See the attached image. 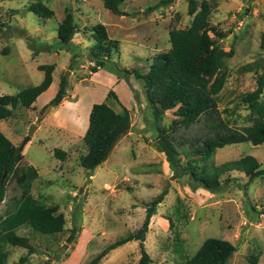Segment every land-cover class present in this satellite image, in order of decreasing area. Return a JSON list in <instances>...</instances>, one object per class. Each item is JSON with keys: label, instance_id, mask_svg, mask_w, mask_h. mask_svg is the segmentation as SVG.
Segmentation results:
<instances>
[{"label": "rangeland", "instance_id": "obj_1", "mask_svg": "<svg viewBox=\"0 0 264 264\" xmlns=\"http://www.w3.org/2000/svg\"><path fill=\"white\" fill-rule=\"evenodd\" d=\"M37 1L48 6L53 16L42 19L29 12L27 6ZM158 1L123 0L114 13L102 0H0V95H14L38 84L43 78L38 65H54L49 88L30 106L18 105L10 117L1 119L0 131L19 147L32 125L36 126L20 151L38 172L30 193L65 218L63 230L54 234H42L28 223L20 226L16 233L27 236L36 252L29 254L26 248L7 244L3 248L6 264H88L105 247L140 228L146 203L166 182L168 192L156 206L143 242L152 264H179L208 237L236 246L229 264H264V175L249 181L244 173L230 171L226 176L231 181L216 193L189 176L171 179L155 134L146 128L142 82L131 74L121 72L117 77L109 71L117 65L145 73L153 56L169 49V31L191 26L194 15L188 13L189 0H172L168 6L152 8ZM195 1L199 10L204 0ZM205 1L211 25L226 33L219 45L233 55L225 60L228 77L217 98L218 118L202 117L174 134L176 141L187 146L213 131L211 127L239 129L264 118V90L252 104L240 99L257 87L264 70V50L260 48L264 0ZM67 10L78 30L72 38L77 44L76 57L57 45L56 27ZM97 23L105 26L110 39L118 41L119 52L107 69L92 72L89 29ZM245 66L250 68L244 70ZM62 77L66 95L42 114ZM109 90L118 94V101L110 98L107 102L116 111L119 103L128 109L130 128L120 135L108 157L89 172L81 165L87 152L83 140L87 110L93 103L106 101ZM172 118V112L166 111L163 123ZM55 149L64 155L54 153ZM244 155L254 156L264 167V143L226 145L216 150L212 162L221 164ZM181 159L185 162L182 155ZM19 194L20 188L9 182L0 216L12 209V197ZM250 256L257 257L255 263ZM139 257V241L129 240L110 250L99 264H138Z\"/></svg>", "mask_w": 264, "mask_h": 264}, {"label": "trees", "instance_id": "obj_2", "mask_svg": "<svg viewBox=\"0 0 264 264\" xmlns=\"http://www.w3.org/2000/svg\"><path fill=\"white\" fill-rule=\"evenodd\" d=\"M189 1L188 13L194 15L191 26L169 31V49L155 54L145 73L137 69L124 70L117 65L109 71L117 77L121 72L124 75L131 74L142 82L147 104L146 128L155 134L156 146L166 157L171 179L189 176L199 186L216 193L231 181L226 176L230 171L244 173L249 181L264 175V167H261L252 155H244L221 164L212 162L216 150L226 145L242 142H250L253 145L264 143V118L239 129L224 130L211 127L213 131L196 138L191 146L176 141L174 134L180 128L190 127L202 117L218 118L217 98L228 77L225 60L233 55L231 50L226 51L219 45V39L224 38L226 33L211 25L206 1L202 2L199 10L195 0ZM102 2L105 8L117 13L123 0ZM171 2L172 0H159L152 8L165 7ZM27 10L42 19L53 16V11L39 1L29 4ZM89 30L93 39L88 54L89 61L93 63L90 70L97 72L99 69H107V63L114 61V53L119 52V43L109 38L105 26L101 23L91 26ZM196 30L198 33L195 34ZM76 31L78 30L73 15L67 10L56 27L57 45L65 48L73 57H76L78 52L77 44L72 41ZM211 33L215 38L211 37ZM260 48L264 50V30L261 33ZM249 68L250 66H245L244 70ZM38 69L43 71V78L38 84L22 89L14 95H0V120L10 117L18 105L30 106L49 88L54 65L40 64ZM263 90L264 70L257 78V87L240 95L241 102L247 105L254 103ZM65 95L66 79L62 77L55 95L48 104L56 106ZM110 98L118 101L115 91L109 90L106 101L93 103L89 112L88 127L83 136L87 152L81 158V165L89 172L95 170L108 157L120 135L130 128L128 109L119 103L120 110L116 111L107 102ZM166 111H171L173 115L167 124L163 123ZM54 153L64 155V151L60 149H55ZM181 155L185 162L182 161ZM37 176L36 168L25 160L18 147L0 131V203L6 198L9 182H14L20 188L19 197L11 199L12 209L0 216V264H6L7 254L3 248L7 244L26 248L29 254L36 252L27 236L16 233L20 226L28 223L42 234H54L63 230L64 215L55 214L54 209L37 202L30 193L31 184ZM168 188L169 182H166L161 192L146 203L143 222L136 232L105 247L88 264H99L110 250L129 240H138L140 243L138 264H152L143 242L150 218L156 212V206L164 199ZM72 237L71 232L69 240ZM235 251L236 246L230 241L208 237L190 258H181L179 264H229ZM256 259L254 256L249 257L252 263H255ZM21 260H24V257Z\"/></svg>", "mask_w": 264, "mask_h": 264}, {"label": "water", "instance_id": "obj_3", "mask_svg": "<svg viewBox=\"0 0 264 264\" xmlns=\"http://www.w3.org/2000/svg\"><path fill=\"white\" fill-rule=\"evenodd\" d=\"M50 106H51V105L48 104V105L45 107V109L43 110V113H42V114H44V113L49 109ZM35 127H36V126L33 124L32 127H31L30 130H29V135L26 136V137L23 139L22 144L18 147V151H22L23 146H24L25 143L30 139V136H31L33 130L35 129Z\"/></svg>", "mask_w": 264, "mask_h": 264}, {"label": "crops", "instance_id": "obj_4", "mask_svg": "<svg viewBox=\"0 0 264 264\" xmlns=\"http://www.w3.org/2000/svg\"><path fill=\"white\" fill-rule=\"evenodd\" d=\"M114 80H116V78H114ZM116 93V92H115ZM116 95H118L117 93H116ZM118 97V96H117ZM92 106V105H91ZM91 106L88 108V110H87V115H86V124H87V126H88V116H89V112H90V109H91ZM87 128V127H86ZM4 215V214H3ZM2 216V215H1Z\"/></svg>", "mask_w": 264, "mask_h": 264}]
</instances>
